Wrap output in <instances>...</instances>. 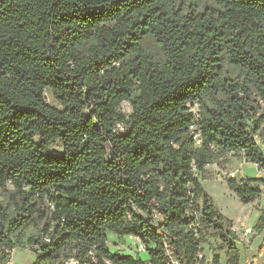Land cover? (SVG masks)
I'll list each match as a JSON object with an SVG mask.
<instances>
[{
  "label": "trees",
  "instance_id": "trees-1",
  "mask_svg": "<svg viewBox=\"0 0 264 264\" xmlns=\"http://www.w3.org/2000/svg\"><path fill=\"white\" fill-rule=\"evenodd\" d=\"M181 1L0 0V264L16 247L33 264H166L165 244L192 264L207 229L240 264L200 176L240 154L264 171V0ZM227 183L245 205L264 194V177ZM109 232L149 259L112 252Z\"/></svg>",
  "mask_w": 264,
  "mask_h": 264
},
{
  "label": "rangeland",
  "instance_id": "rangeland-1",
  "mask_svg": "<svg viewBox=\"0 0 264 264\" xmlns=\"http://www.w3.org/2000/svg\"><path fill=\"white\" fill-rule=\"evenodd\" d=\"M193 1L194 0H183L178 2L177 8H185L184 12L186 14L190 12L191 7H194L196 12H202L206 6L216 8L214 2L210 0H201L195 3V5H193ZM145 46L150 53L154 54V56L160 58L163 57L161 49L153 40H146ZM49 101L52 104L58 105L57 100L51 94H49ZM120 110L126 115L131 114L132 106L130 102H123ZM62 151L63 149L60 145H56L51 150V152L58 154L62 153ZM222 177L223 179L211 178L203 180V187L205 191L212 197L217 209L233 223L232 229L236 235H238L237 239L232 240V242L240 250V264H246L251 260L261 261L264 259V230L261 233H258L257 226L260 223L261 217L264 215V194L256 202L245 205L229 188L227 183V179L230 177L229 174L222 175ZM0 200L5 203H9L10 194L1 193ZM249 227L254 228L256 233L246 235L245 231ZM113 237L115 238L113 232H109L108 244L112 250H115V247L118 246V243L114 241ZM206 238L207 247H209V250L207 251L208 254L212 255L213 257L219 255V264H226V249L223 247V242L220 235L214 229H207ZM141 256L144 260L149 259V254L147 251L143 252ZM213 264H215V261Z\"/></svg>",
  "mask_w": 264,
  "mask_h": 264
},
{
  "label": "crops",
  "instance_id": "crops-1",
  "mask_svg": "<svg viewBox=\"0 0 264 264\" xmlns=\"http://www.w3.org/2000/svg\"><path fill=\"white\" fill-rule=\"evenodd\" d=\"M233 171H237V177H236L237 179H242V178L258 179L264 177V171L261 170L257 164L247 161L244 155L240 154V155H231L230 162L226 167H221L218 164L208 165L205 169L204 174H201L200 176L201 182L203 184V180L211 179V178L223 179L222 175L229 174L230 172ZM261 232L258 231V233ZM113 235L115 236V238L113 237L114 241L118 243V246L115 247V250H112V248L108 244V248L112 252H118L123 255H133L135 257L142 258L141 255L138 256L135 255L132 244H130V242L126 240L125 236H119L114 233ZM108 243H109V234H108ZM35 260H36V255L31 249L27 247H16L12 252L11 261L8 264H33Z\"/></svg>",
  "mask_w": 264,
  "mask_h": 264
},
{
  "label": "built area",
  "instance_id": "built-area-1",
  "mask_svg": "<svg viewBox=\"0 0 264 264\" xmlns=\"http://www.w3.org/2000/svg\"><path fill=\"white\" fill-rule=\"evenodd\" d=\"M123 128L121 127V130ZM191 135L193 136V139L195 140L197 145H201L203 142L202 135L200 132L197 131L196 129V124L191 126ZM257 142L262 145L261 139L257 137ZM263 146V145H262ZM230 177H237V171H233L229 173ZM199 215H196V226L200 227L198 217ZM159 218L158 216H156ZM246 234H254L255 229L254 228H247L245 231ZM126 240L130 242L133 246V251L135 252V255H141L143 252L147 251V245L144 243L142 238L136 234H127L125 235ZM166 248V264H184L182 263L176 256L173 254V252L169 249L168 244H165ZM209 247H207V242L202 243L200 245V250L199 252L195 255L193 259L192 264H213L215 261V258L212 255L208 254ZM61 264H84L79 258L77 257H71L66 260H64ZM246 264H264V259L263 260H251L248 261Z\"/></svg>",
  "mask_w": 264,
  "mask_h": 264
}]
</instances>
